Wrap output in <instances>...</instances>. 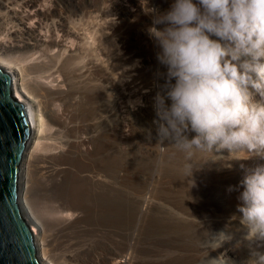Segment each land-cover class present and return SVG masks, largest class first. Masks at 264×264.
<instances>
[{
    "label": "bare ground",
    "instance_id": "6f19581e",
    "mask_svg": "<svg viewBox=\"0 0 264 264\" xmlns=\"http://www.w3.org/2000/svg\"><path fill=\"white\" fill-rule=\"evenodd\" d=\"M151 23L140 0H0V66L31 124L20 206L41 264H246L264 253L238 210L264 158L221 150L192 183L183 154L158 142ZM221 231L230 239L208 249Z\"/></svg>",
    "mask_w": 264,
    "mask_h": 264
},
{
    "label": "clouds",
    "instance_id": "9594fccd",
    "mask_svg": "<svg viewBox=\"0 0 264 264\" xmlns=\"http://www.w3.org/2000/svg\"><path fill=\"white\" fill-rule=\"evenodd\" d=\"M140 3L152 18L146 32L159 65L153 124L158 142L183 154L185 180L209 160L224 159L215 155L221 150L226 159L264 158V102L250 91L264 98V0H172L165 11ZM241 151L246 155H235ZM242 183L245 238L264 240V165ZM228 239L221 231L205 244L215 250ZM212 260L226 264L223 256ZM246 264H264V253L253 252Z\"/></svg>",
    "mask_w": 264,
    "mask_h": 264
},
{
    "label": "water",
    "instance_id": "95a60500",
    "mask_svg": "<svg viewBox=\"0 0 264 264\" xmlns=\"http://www.w3.org/2000/svg\"><path fill=\"white\" fill-rule=\"evenodd\" d=\"M30 136L27 108L13 96L12 75L0 66V264H41L20 206V173Z\"/></svg>",
    "mask_w": 264,
    "mask_h": 264
}]
</instances>
